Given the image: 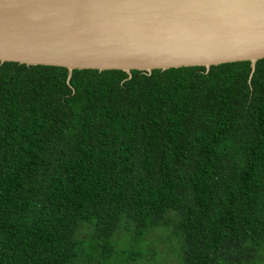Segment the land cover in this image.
<instances>
[{"label":"trees","instance_id":"16d2710c","mask_svg":"<svg viewBox=\"0 0 264 264\" xmlns=\"http://www.w3.org/2000/svg\"><path fill=\"white\" fill-rule=\"evenodd\" d=\"M264 264V60L0 63V264Z\"/></svg>","mask_w":264,"mask_h":264},{"label":"water","instance_id":"95a60500","mask_svg":"<svg viewBox=\"0 0 264 264\" xmlns=\"http://www.w3.org/2000/svg\"><path fill=\"white\" fill-rule=\"evenodd\" d=\"M264 60V0H0V63L153 71Z\"/></svg>","mask_w":264,"mask_h":264},{"label":"rangeland","instance_id":"374dc122","mask_svg":"<svg viewBox=\"0 0 264 264\" xmlns=\"http://www.w3.org/2000/svg\"><path fill=\"white\" fill-rule=\"evenodd\" d=\"M151 258H153V260H149L150 261V264H154L156 260H161L160 258H158L160 255L161 257L164 256V253H159L156 255V256H153L152 254H149Z\"/></svg>","mask_w":264,"mask_h":264}]
</instances>
